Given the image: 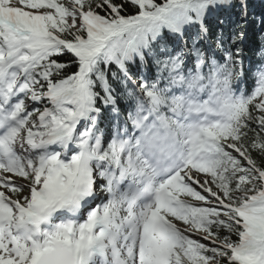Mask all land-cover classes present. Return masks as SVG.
Wrapping results in <instances>:
<instances>
[{
    "label": "snow or ice",
    "instance_id": "obj_1",
    "mask_svg": "<svg viewBox=\"0 0 264 264\" xmlns=\"http://www.w3.org/2000/svg\"><path fill=\"white\" fill-rule=\"evenodd\" d=\"M248 18V0H0V264H264Z\"/></svg>",
    "mask_w": 264,
    "mask_h": 264
},
{
    "label": "trees",
    "instance_id": "obj_2",
    "mask_svg": "<svg viewBox=\"0 0 264 264\" xmlns=\"http://www.w3.org/2000/svg\"><path fill=\"white\" fill-rule=\"evenodd\" d=\"M238 3V0H235ZM238 13L237 9L232 10H223L218 15L221 16V20H224L225 23L220 25L219 21L213 17L209 20V25L213 31H217L218 27H223L226 31L230 23L237 18L235 12ZM248 13L249 18L246 24L247 31V43L245 45V67L246 69L251 65L253 67L259 65V58L254 55V49L258 48L259 45L264 42V38L261 37V33L264 32V26L261 30V24L259 18L264 16V0H248ZM248 88L251 87V81L249 80L246 85ZM235 239V237H234Z\"/></svg>",
    "mask_w": 264,
    "mask_h": 264
},
{
    "label": "rangeland",
    "instance_id": "obj_3",
    "mask_svg": "<svg viewBox=\"0 0 264 264\" xmlns=\"http://www.w3.org/2000/svg\"><path fill=\"white\" fill-rule=\"evenodd\" d=\"M235 14H237V12H235ZM17 183H22L23 181L22 180H20L19 178H17V181H16Z\"/></svg>",
    "mask_w": 264,
    "mask_h": 264
}]
</instances>
